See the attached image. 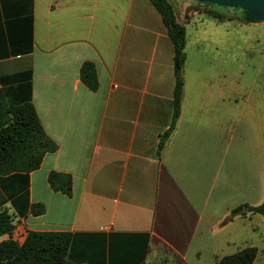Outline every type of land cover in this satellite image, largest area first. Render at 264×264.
<instances>
[{
	"label": "crops",
	"instance_id": "obj_1",
	"mask_svg": "<svg viewBox=\"0 0 264 264\" xmlns=\"http://www.w3.org/2000/svg\"><path fill=\"white\" fill-rule=\"evenodd\" d=\"M210 21L185 27L179 114L158 151L172 120L173 47L149 0H0V129L29 103L56 147L36 170L0 176L14 228L67 234L72 264L264 252L263 218L230 216L264 201V90L225 70L229 20Z\"/></svg>",
	"mask_w": 264,
	"mask_h": 264
},
{
	"label": "trees",
	"instance_id": "obj_2",
	"mask_svg": "<svg viewBox=\"0 0 264 264\" xmlns=\"http://www.w3.org/2000/svg\"><path fill=\"white\" fill-rule=\"evenodd\" d=\"M160 14L173 47V113L170 128L160 137L158 151L163 148L165 140L173 130L179 114L182 92V67L185 61L186 44L185 26L178 22L175 10L169 0H149ZM199 9L194 11L208 19L222 21L225 17L212 9L211 4L198 3ZM80 79L91 91L97 89L94 67L83 64L80 68ZM55 145L45 136L35 113L29 103L15 111L9 125L0 129V176L11 173H29L36 170L46 153L53 152ZM56 175L49 177L53 185ZM70 183L67 180L62 191L68 194ZM41 212L38 209L37 213ZM257 214L264 220V201L257 207L242 206L231 211L230 216L237 214ZM14 225L6 211L0 212V238L10 235ZM69 236L59 232H29L22 245L6 239L0 241V264H72L67 260L66 253ZM258 251L246 248L232 255L222 257L215 264H251Z\"/></svg>",
	"mask_w": 264,
	"mask_h": 264
},
{
	"label": "rangeland",
	"instance_id": "obj_3",
	"mask_svg": "<svg viewBox=\"0 0 264 264\" xmlns=\"http://www.w3.org/2000/svg\"><path fill=\"white\" fill-rule=\"evenodd\" d=\"M169 2L175 10L178 22L182 23L187 31L191 30L193 24L198 23L203 24V26H213V21H210L213 19H208L194 11L200 8L198 7L199 2L191 0H169ZM212 9L229 20L225 22V26H229L231 31V48L228 49L226 44L224 55L226 57L230 53V62L228 65L226 61L225 70L230 68L232 74L240 71L243 74L241 83L245 84L248 91L264 90V54L262 53L264 50V19L249 20L247 12L237 8L212 5ZM227 41L226 36L225 42ZM234 42L239 43L238 47L233 46ZM207 53L209 54V52ZM219 54H223L222 47ZM257 233L258 230L255 228V234ZM246 248H254L258 251L251 264H264V252L262 250L249 246ZM187 259L190 263L197 264L193 256H188ZM207 261L208 258L204 255L200 263L207 264Z\"/></svg>",
	"mask_w": 264,
	"mask_h": 264
},
{
	"label": "water",
	"instance_id": "obj_4",
	"mask_svg": "<svg viewBox=\"0 0 264 264\" xmlns=\"http://www.w3.org/2000/svg\"><path fill=\"white\" fill-rule=\"evenodd\" d=\"M211 5L237 8L247 12L249 20L264 19V0H191Z\"/></svg>",
	"mask_w": 264,
	"mask_h": 264
},
{
	"label": "built area",
	"instance_id": "obj_5",
	"mask_svg": "<svg viewBox=\"0 0 264 264\" xmlns=\"http://www.w3.org/2000/svg\"><path fill=\"white\" fill-rule=\"evenodd\" d=\"M27 230L14 228L10 235H7V239L15 242L18 245H22L27 237Z\"/></svg>",
	"mask_w": 264,
	"mask_h": 264
}]
</instances>
